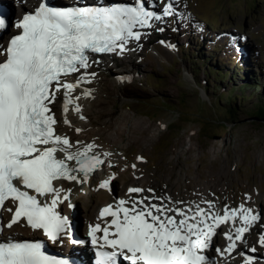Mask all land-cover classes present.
<instances>
[{"label": "rangeland", "instance_id": "obj_1", "mask_svg": "<svg viewBox=\"0 0 264 264\" xmlns=\"http://www.w3.org/2000/svg\"><path fill=\"white\" fill-rule=\"evenodd\" d=\"M188 1L189 3L185 0H176L175 5L170 7L169 0H157L159 11L167 8L164 11L168 15L164 20L166 24L162 23L166 26H159V31H156V28L152 29V35L159 37L146 41L145 58L143 57L145 47L141 45L145 39L132 46L134 54L142 58L139 65L133 62L132 56L122 58L123 65L129 64L127 68L136 70L128 80L131 83L124 85L122 83L124 80L120 75L116 78L118 73L112 69L108 73L101 71L102 69L99 71L104 74V79L107 84L110 83V87L103 91L99 85L97 88L93 85L96 91L93 90L91 100L97 97L109 100V109L115 111L112 119L117 118L116 126L121 114H127L130 122L123 127L127 135L132 122L138 120L149 124L151 138L139 147L130 144L126 135L117 143L118 150L111 154L112 158L116 157L122 161L114 167L115 174L117 168L122 169L119 170L121 173L116 175L117 180L113 178L115 181H110L107 186L95 181L78 191L84 194V198L81 199H88L89 205L105 203L111 197L114 200L116 195L120 198L123 193L130 191L126 184L131 182L134 183L129 187L135 186L133 189L145 185V189L154 193V190L158 189L154 188L152 182L158 179L153 176L167 168L175 172L174 179L168 187V190L172 189L174 193L165 196L159 191V195L158 192L155 194L157 196L155 201L166 205L173 203L177 206L171 212V219L183 222L182 214L186 209V212L193 214H188L187 219L197 216V222L201 225L206 223L203 216L204 206L211 208L212 205L210 201L201 199L202 196L207 197V193L194 189L200 188L207 192L208 184L204 175L210 174L212 170H219L226 175V180L214 190L216 193L208 189L211 192L209 196L215 207L222 212V216L234 214L238 219L235 218L237 225L241 226L245 225L244 218L254 211L257 220L263 219L264 210V120L252 114L259 108L258 105L264 102L263 91H258L247 101H242L243 91H240V85H246L254 75L264 78V0ZM197 15L207 23L201 21ZM231 30L233 34L241 32L239 44L245 46L241 52L242 60L236 51L237 46L229 43V36H223L225 32L229 33ZM164 44L170 45V54L163 48ZM203 51L207 57L205 61L201 57ZM245 52L248 53L243 54ZM131 53L132 51L125 55L129 56ZM216 56L221 60L220 78H216L217 75L212 68ZM139 57H136L138 63L141 60ZM235 59L242 62L240 64L238 62L239 68L236 70L238 74L230 75L233 70L232 64L236 63ZM131 63L136 64L137 69ZM226 71L230 72L229 75L223 76ZM113 77L118 83H113ZM118 84L121 85V89H118ZM218 85L220 88L215 89ZM235 85L237 87L232 89ZM234 90L240 95L233 101L235 108L232 114L227 98ZM244 92L249 95L252 90ZM55 108L57 109V105ZM55 114L59 117L57 124L59 131L64 132V126L68 125L67 130L80 132L79 127L70 128L71 123L69 122L70 125L66 123L59 112ZM91 117L96 118L94 111ZM125 149L128 150L124 152ZM135 171L137 173H134ZM188 175L193 177L192 184L187 180ZM168 179L169 175L166 176V180ZM220 188L222 190L218 196ZM193 191L195 196H202L186 201L191 196L187 197L182 193L192 195ZM180 192L182 193L177 194ZM107 193L113 195L109 197ZM224 197L228 198H226L228 202L223 199ZM249 199H252L253 206H249L252 202ZM219 200L221 204H225L220 206ZM197 201H202L203 205L192 210L191 207ZM79 204V214L82 217L85 211L81 206V200ZM147 212L148 210L144 211ZM207 213L209 218L215 215L211 210ZM226 226L228 225L222 227L223 232L227 230ZM251 235H254L256 245L261 251L257 260L262 264L264 222L254 227ZM242 245L248 247L247 243ZM252 248L255 250L253 246Z\"/></svg>", "mask_w": 264, "mask_h": 264}, {"label": "bare ground", "instance_id": "obj_2", "mask_svg": "<svg viewBox=\"0 0 264 264\" xmlns=\"http://www.w3.org/2000/svg\"><path fill=\"white\" fill-rule=\"evenodd\" d=\"M171 3H174V2L172 1ZM160 23L161 25L165 26V24H162L165 22L162 21ZM5 27L8 28V25H5ZM152 29H155V27L152 28L151 26L149 28H145V27L138 28V29L136 28L132 30L130 33L131 35L133 33L135 34L141 33L142 35H144V32H147V30L152 31ZM141 40H143V38L141 37H132V36L129 37L126 40L127 43L124 45V49L132 48V46H134L136 42H139ZM167 53H170V52L167 50ZM119 62L120 63L124 62V60L121 59L119 60ZM103 65L104 64L102 63L100 65V68H103ZM98 69L99 68H96L95 65H93L90 69H87L86 71L91 72L89 78H82L81 71H80L77 74L78 77L82 79V86L79 89L75 91L66 92V93L65 92L53 93V96H51L50 99L48 100V104L51 107V111L52 112L56 111L55 106L57 105V108L59 109V112L61 113L62 119L68 123L69 122L71 123L70 128L72 127L81 128L80 132L79 131L72 132V130H67L66 132H60L57 129V126L56 127L54 126L51 128V131L54 132L57 136L59 137L66 136L64 140H60L61 138H57L58 140L56 143H50V144L55 145L56 152L58 153V157L66 160L69 164H74L78 156L88 153V152H93V153H97L100 155H104L105 153L103 152L105 151L106 154H111L112 152L116 150L117 143L118 142L120 143L121 140H123L125 136L127 135L125 128H123L124 125H129V122H130L129 116L127 114L123 113L121 114V117L119 116L121 119L119 118L120 121L117 122V126H116L115 120L117 118L112 119L113 113H115V111L112 109H109L108 107L109 100L103 99L101 97L94 98L93 101L91 100V98H93L92 93L96 91L93 87V85H95L96 83L92 82L91 79L94 78L97 81L96 85H99L100 87H102L103 91L106 88L110 87V83L107 84V82L104 79V74L100 73ZM124 77H125L124 74L120 75V78L123 80H125L129 76L125 78ZM112 81L113 83L116 84L117 79L115 80L113 78ZM117 87L118 89H121L120 88L121 85L118 84ZM59 102H60V106H58ZM93 111L96 114L95 119L91 117V113H93ZM108 116H111V118H107ZM54 119L56 118L54 117ZM111 128H112V131H110ZM149 128H150V125L146 124L144 121L142 122V121L137 120L135 122H132V124L130 125L129 133L127 135L128 136L127 139L129 143L132 145H137L139 147L143 146L145 142H147L151 138V132H150L151 130ZM121 163H122L121 160H117V159L112 160V163L110 164L107 163V165L104 168H101L96 173V175L93 177L83 176L79 173H76L74 175L75 179L73 182H70L71 180H63V179L59 180L55 183V187L50 192H48L47 195L43 197V201H45L48 204V206L51 207L56 214L58 213L63 214V203L71 204V202H76L77 199L79 198H84V194L82 195V194L77 193L78 189H73V186L77 184V182H78V188L79 187L84 188L85 186H87V184H89L90 182H93L94 177L101 176L103 178V179L101 178V180L102 182H104V185L106 186L108 183L107 180L111 177V175L112 174L115 175L114 167L117 164H121ZM173 167L175 168V166ZM108 169L110 171H107ZM217 171L212 170L210 174L204 175L205 176L204 178L208 184L209 190H213V191L216 190L218 185L221 184L222 182H225L226 180V175H224L223 171L222 172L219 170ZM167 175H169L168 180H166ZM174 176H175V172L173 170L170 171L169 169L164 168L160 173L153 176L156 179H158L156 182H152L155 185L154 188L158 189L157 191L154 190V193H152L153 191L149 189H145V185L144 187L143 185H141V188H142L141 190L139 191L130 190L129 192L125 193L126 195L127 194L128 195L126 197L121 198L119 206L127 207V205L132 203V207L129 206L130 208H133V211L129 209L130 214L133 216L132 219L139 222V226L141 228L143 227V228L148 229L149 232H152L153 227H154V230L161 229L165 233L175 232L179 230L181 225L178 226L177 221H173L169 219L170 211L173 207H176V205H174L173 203H170V204L168 203V205H166V203H159L155 201L157 197L155 196V194L158 192V195H159V191H161V193L164 194L165 196H169L171 193H174L172 189L171 191L168 190L169 189L168 187H170L172 180L174 179ZM76 178H78L79 181L76 180ZM187 180L188 182H190V184H192L193 177L191 175H188ZM149 186H146V188ZM133 187L135 188V186ZM71 191H74V193L71 194L70 193ZM81 192H84V191H81ZM214 192L216 193L217 191H214ZM75 194L78 195V196L76 195L77 196L76 199H75L76 197ZM135 196L137 197V199H133V197ZM129 201H131V203H128ZM85 202L87 203V200H85ZM155 203H159V205L155 207L154 206ZM89 204H84V208L86 211V214H85L86 219L98 221L94 213V211L97 210L98 205L94 207H90ZM149 205L152 206L151 209L154 210V217L152 218V223H149L148 225H144L143 224L144 215L141 213L146 208H150ZM77 212H78L77 215L79 216L80 212L79 211ZM73 213H74V209H70V207H68L66 210V215L65 214L63 215H65L71 222L73 221L72 220V217L74 215ZM100 213H101V216H103L104 212H100ZM216 214H217L216 215L217 221L210 224L211 225L209 227L210 232H213L221 223L219 218H221L222 216L219 215L218 211L216 212ZM157 215L158 217H156ZM227 221H228V227H230L231 230H235L236 227H235V224H233L235 222V219L233 215H228ZM245 222L246 224L242 227H247V226H250L251 228L255 227L256 217L254 215H251V217L247 218ZM78 223L81 224L80 222ZM221 227H223V225H220V228ZM9 232L10 233L16 232V229L13 228ZM197 232L199 233V229ZM180 233H183V232H180ZM237 233H238V230H237ZM199 237L203 238V236H200V235ZM234 244L235 243L233 242L231 243V245H234ZM231 245L229 246L230 248H232ZM220 253H222V251H220ZM215 256L217 257V253L214 254V258Z\"/></svg>", "mask_w": 264, "mask_h": 264}, {"label": "water", "instance_id": "obj_3", "mask_svg": "<svg viewBox=\"0 0 264 264\" xmlns=\"http://www.w3.org/2000/svg\"><path fill=\"white\" fill-rule=\"evenodd\" d=\"M79 161L81 163H79L76 168L86 171L87 173L92 172V170L101 163V161L99 159L97 160V157L94 155L84 156Z\"/></svg>", "mask_w": 264, "mask_h": 264}, {"label": "trees", "instance_id": "obj_4", "mask_svg": "<svg viewBox=\"0 0 264 264\" xmlns=\"http://www.w3.org/2000/svg\"><path fill=\"white\" fill-rule=\"evenodd\" d=\"M230 97L228 102L229 105H231V113L233 114L234 112V108H235V103L233 101L236 100V97L232 96V94H230ZM234 97V98H233ZM259 108H257V110H255L254 112H252V114L256 117H259L260 119H263L264 120V102L261 104V105H258Z\"/></svg>", "mask_w": 264, "mask_h": 264}]
</instances>
